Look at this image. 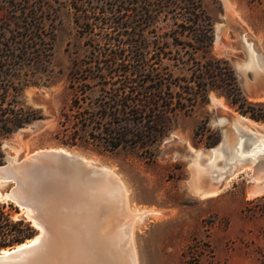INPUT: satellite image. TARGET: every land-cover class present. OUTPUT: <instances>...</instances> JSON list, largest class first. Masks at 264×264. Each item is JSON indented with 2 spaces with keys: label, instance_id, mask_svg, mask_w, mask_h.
<instances>
[{
  "label": "rangeland",
  "instance_id": "1",
  "mask_svg": "<svg viewBox=\"0 0 264 264\" xmlns=\"http://www.w3.org/2000/svg\"><path fill=\"white\" fill-rule=\"evenodd\" d=\"M48 1L50 6L42 15L48 35L53 37L52 50L39 59L28 58L15 80L22 87L20 104L37 117L1 139L0 165L8 158L20 161L36 151L63 148L114 170L128 190L132 211L160 213L147 212L143 223L133 227L136 264H264V193L250 196L246 182L249 179L256 184L264 176V153L244 161L234 152L238 146L244 147L243 153L249 152L261 142L264 119L255 121L242 114L224 91L212 88L205 101L186 102L184 109L170 107L168 129L154 142L113 151L91 136L75 145L62 143L64 114L69 112L76 91L72 88L74 76L83 78L90 67L98 65L104 49L116 46L106 40L114 33L99 21L101 12L92 14L91 0ZM202 2L214 37L206 56L228 60L242 95L255 104L256 111L264 112V4L258 0ZM92 3L100 7L101 0ZM171 9L170 14L161 13L149 29V56L155 71L171 81L170 92L177 97L191 75V55L200 61L205 57L201 51L191 52L194 39L188 32L181 33ZM87 16H91L90 22ZM158 53L161 56L157 57ZM75 85L83 107L91 108L94 88L83 94L81 83ZM201 183L211 187L204 191L195 188ZM12 186V182L0 181V200L11 201L5 194ZM195 192L199 196L192 194ZM115 202L109 195L94 201L90 208L93 227L105 222L104 216L116 220ZM248 202L249 210L244 212ZM13 203L18 209L13 211L14 218L32 223L27 210ZM34 228L36 235L40 229ZM107 229L102 236L113 234L116 226ZM96 234L101 236L94 232L93 242ZM109 249L114 251L111 257L122 253L117 246Z\"/></svg>",
  "mask_w": 264,
  "mask_h": 264
},
{
  "label": "trees",
  "instance_id": "2",
  "mask_svg": "<svg viewBox=\"0 0 264 264\" xmlns=\"http://www.w3.org/2000/svg\"><path fill=\"white\" fill-rule=\"evenodd\" d=\"M93 1L92 14L101 12L99 21L114 33L106 40L116 48L104 49L98 65L90 67L83 78L74 76L72 88L76 91L69 112L64 114L62 143L75 145L91 136L113 151L154 142L168 129L170 107L184 109L186 102L205 101L212 88L224 91L242 114L256 121L264 119L263 110L256 111L255 104L242 95L228 60L206 56L214 37L202 0H101L100 7ZM258 2L264 4V0ZM49 6L48 0H0V141L37 117L20 104L22 87L15 80L28 58L39 59L52 50L53 37L48 35L42 15ZM170 6L181 33L188 32L194 39L191 52L201 51L205 57L200 61L191 55V75L177 97L170 92L171 81L155 71L149 56V29L161 13L170 14ZM87 17L90 22L91 16ZM75 83H81L83 94L94 88L91 108L83 107ZM17 210L13 202L0 200V249L22 243L36 233L31 221L14 218Z\"/></svg>",
  "mask_w": 264,
  "mask_h": 264
},
{
  "label": "water",
  "instance_id": "3",
  "mask_svg": "<svg viewBox=\"0 0 264 264\" xmlns=\"http://www.w3.org/2000/svg\"><path fill=\"white\" fill-rule=\"evenodd\" d=\"M0 181L13 183L5 196L29 208L42 229L37 239L0 249V264H93L91 202L109 195L126 208L125 189L114 172L64 150L43 149L15 162L8 158L0 165ZM130 220L120 223L128 225L121 245L135 264Z\"/></svg>",
  "mask_w": 264,
  "mask_h": 264
},
{
  "label": "bare ground",
  "instance_id": "4",
  "mask_svg": "<svg viewBox=\"0 0 264 264\" xmlns=\"http://www.w3.org/2000/svg\"><path fill=\"white\" fill-rule=\"evenodd\" d=\"M228 6V5H227ZM230 6V4H229ZM228 11H229V8H228ZM226 16H227V13H226ZM228 17V16H227ZM228 20V19H227ZM234 20H235V17H234ZM218 33V32H217ZM225 36V35H224ZM223 40L225 41L224 37H223ZM220 41V40H219ZM225 43H227L225 41ZM220 44V43H219ZM222 45V44H221ZM243 118V117H242ZM246 119V118H244ZM248 120V119H247ZM246 120V121H247ZM251 121V120H249ZM253 122V121H251ZM250 123V122H249ZM251 124V123H250ZM253 124V123H252ZM252 134V133H251ZM248 136V135H247ZM262 136V135H261ZM261 136H258V137H261ZM264 136V135H263ZM262 136V137H263ZM239 138V137H238ZM242 139V137H241ZM248 139V138H247ZM257 140V139H256ZM247 142V141H246ZM245 142V143H246ZM249 142V141H248ZM252 142V141H251ZM256 142V141H255ZM259 143V142H258ZM242 144V143H241ZM256 144V143H254ZM253 147V146H252ZM248 148V147H247ZM251 148V146H250ZM243 149L244 147L242 146H238L235 148V151L237 153V158H240V159H243L244 161L248 160V158H251L252 160H255L254 157L255 154H259V155H262V153H264V137L261 139V142L256 145L254 148H252L251 150H249V152H245L243 153ZM55 150H64V151H67L63 148H59V149H55ZM245 150V149H244ZM248 150V149H247ZM246 150V151H247ZM42 151V150H40ZM40 151H36V152H40ZM213 151V150H211ZM35 152V153H36ZM69 152V151H67ZM251 152V153H250ZM245 153H247L248 155H246ZM212 155V154H211ZM214 155H212L211 157H213ZM247 156V158H246ZM249 156V157H248ZM210 157V158H211ZM29 158V156H27L25 159ZM10 160H13L14 162L16 160H14V158H9ZM88 159V158H87ZM250 159V160H251ZM90 162H92L91 159H88ZM214 160V159H213ZM213 162V161H212ZM101 167H104L106 169H108L109 171H112L116 174V176L119 178V180L121 181L124 189H125V194H126V202H125V205H126V208L125 210L122 211L121 209V202H119V199L117 198L113 208L116 210V220H111L113 222L112 226L109 227L108 229L116 226V230H114L113 234L111 235H108V234H105V236H102L104 235V231L105 229H107V225L111 222L110 221V218L108 219V216H104L105 217V222H102L100 224H97L93 227V218H94V215H93V210L90 209V213H87L89 215V218H88V222H89V225L90 227L92 228V231H91V234H92V243H93V247H94V250H93V253H94V259H93V264H129L130 262V254L128 255V253H125L122 248L123 246L121 245L122 244V241H123V238H124V233H125V230L127 229L128 225H122L120 223L123 222V220L125 218L127 219H131V223L133 224V226L131 227V243L133 244V227L136 228L137 227V224H141L143 223V218H144V215H147V214H153L155 213L154 210H141V211H132L131 210V207L129 206L128 204V200H127V194H128V190L127 188L125 187L122 179L119 177L118 173H116L114 170H112L111 168H108V167H105V166H101ZM231 170V169H230ZM239 171V170H238ZM233 173V172H231ZM236 173V172H235ZM193 176V175H192ZM196 176L192 177L195 178ZM257 178H255L256 180ZM192 182V181H191ZM194 184V183H193ZM211 187V186H210ZM215 187V186H214ZM194 186L192 187L191 185V189H193ZM194 190V189H193ZM264 193V176L262 178H260V180L257 181L256 184H254L253 188L251 190H249V195L250 196H255L257 194H261V193ZM94 197V195L92 196ZM115 198V197H114ZM116 199V198H115ZM94 201L96 200H93L91 202L90 205H93L94 204ZM92 207V206H91ZM21 208H24V207H21ZM27 210V215L30 217L31 215V210L29 208H24ZM113 211V210H112ZM149 212V213H147ZM104 214V213H103ZM102 214V215H103ZM114 214V213H113ZM156 215L157 214H160L159 212H156L155 213ZM97 215V214H96ZM105 215V214H104ZM108 215V214H107ZM108 219V220H107ZM137 222V223H136ZM36 227H38V229H40V232H42V229L41 227L37 226L35 222H32ZM95 223V222H94ZM134 223H136L134 225ZM107 229V231H109ZM94 232H97L98 234H101V236L97 235V239L94 240L95 242H93V233ZM39 237V234L35 235L33 238L27 240V242H30L34 239H37ZM102 246V247H101ZM111 246H117L118 249H120L122 251V253L119 251L118 253L114 254L113 257H111V252H114V251H110L107 250V248H110ZM104 247V248H103ZM103 248V249H102ZM113 249V248H112ZM115 250V249H114ZM109 251V253H108ZM124 252V253H123ZM113 254V253H112ZM133 256H134V259H135V264L137 263V253H136V250H135V247H133Z\"/></svg>",
  "mask_w": 264,
  "mask_h": 264
},
{
  "label": "crops",
  "instance_id": "5",
  "mask_svg": "<svg viewBox=\"0 0 264 264\" xmlns=\"http://www.w3.org/2000/svg\"><path fill=\"white\" fill-rule=\"evenodd\" d=\"M256 121V120H255ZM264 164V163H263ZM246 182H247V186L249 187V189L251 190L252 188H253V186H254V181L253 180H249V179H247L246 180ZM222 185V184H221ZM210 186L209 185H206V183H201V184H199V185H197V186H195V188H198L199 190H206V189H208ZM221 187V186H220ZM220 192V191H219ZM263 193V192H262ZM194 196H199V194L197 193V192H195V193H192ZM260 194V193H259ZM211 195H214V194H211ZM258 195V194H257ZM210 196V195H209ZM256 196V195H255ZM206 197V196H205Z\"/></svg>",
  "mask_w": 264,
  "mask_h": 264
}]
</instances>
